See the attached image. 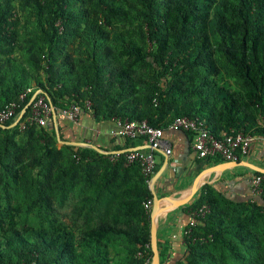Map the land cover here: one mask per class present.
Returning a JSON list of instances; mask_svg holds the SVG:
<instances>
[{"label": "trees", "instance_id": "trees-1", "mask_svg": "<svg viewBox=\"0 0 264 264\" xmlns=\"http://www.w3.org/2000/svg\"><path fill=\"white\" fill-rule=\"evenodd\" d=\"M29 88L19 113L41 89L98 122L264 136V0H0V110ZM19 113L0 126V264H151L140 165L59 146V115L11 128ZM205 205L178 261L158 241L160 264H264V191L206 185L191 210Z\"/></svg>", "mask_w": 264, "mask_h": 264}, {"label": "crops", "instance_id": "crops-1", "mask_svg": "<svg viewBox=\"0 0 264 264\" xmlns=\"http://www.w3.org/2000/svg\"><path fill=\"white\" fill-rule=\"evenodd\" d=\"M61 118L60 123L55 124L56 132L60 130L59 135L61 133L64 141L73 146L91 148L103 155L149 149L145 141L113 136L112 132L118 128L117 120L98 122L92 114L85 112H81L77 122ZM165 139L173 148V155L167 161L164 152L156 154L155 176L160 175L154 189L160 206L165 208L157 220V234L158 241L169 249L170 263H174L184 254L185 227L190 220L191 206L198 200L201 189L210 185L233 201L249 200L251 180L258 172L255 168L264 170V147L255 142L249 156L233 168L235 163L221 158L199 159L194 150L195 134L166 130ZM194 188L195 194L191 195ZM187 198V202L178 206Z\"/></svg>", "mask_w": 264, "mask_h": 264}, {"label": "built area", "instance_id": "built-area-1", "mask_svg": "<svg viewBox=\"0 0 264 264\" xmlns=\"http://www.w3.org/2000/svg\"><path fill=\"white\" fill-rule=\"evenodd\" d=\"M33 92V88L27 89L20 96V103L14 102L4 109L0 110V124H5L16 117L21 109V102H24L29 94ZM90 108V103H87ZM30 108V112L24 114L18 124L20 130H25L28 126H47L51 118L55 119L54 110L57 116L77 122L81 115V109L78 106H72L67 110L55 108L47 101L45 94L41 89H38L34 95L33 101L24 110ZM19 113V116L23 111ZM26 116V117H25ZM118 128L112 132L115 137H124L128 139H143L148 146V150L136 149L123 153L112 154V161H116L120 156H124L126 166L131 164H139L142 174L145 177L148 185L151 187L153 178L156 174L157 160L156 153L164 152L168 157L173 155V148L165 139V129L154 128L147 121H130L117 120ZM167 130L173 132H191L197 136V141L194 144V150L197 152L199 159L221 158L229 163H238L243 158L249 156L251 148L255 142H259L264 147V136H253L244 132H232L225 135L223 138H216L198 119L188 117L176 118L168 127ZM264 174L256 175L251 180V198L250 201L255 202L263 193ZM144 208L147 213L153 212L154 199H149L144 202ZM210 212V207L205 205L201 208L190 211V220L186 224L184 235L189 236L198 225L199 219H204Z\"/></svg>", "mask_w": 264, "mask_h": 264}, {"label": "water", "instance_id": "water-1", "mask_svg": "<svg viewBox=\"0 0 264 264\" xmlns=\"http://www.w3.org/2000/svg\"><path fill=\"white\" fill-rule=\"evenodd\" d=\"M33 99H34V97H33ZM33 99L31 100V102L33 101ZM26 111L27 110L23 111V113L18 117L16 122L11 126V128H14V127L18 126V124L20 123V121L23 118L24 114L26 113ZM54 116H55V119H57V112L55 110H54ZM0 126L3 127V125H1V124H0ZM55 128H57V127L55 126ZM57 136H58V140H59V142L61 144H63V145L64 144L71 145V143L61 141L58 129H57ZM125 152H127V151H125ZM166 158H167V161H168L169 157L166 156ZM237 166H239V163H235V164L232 165L233 168L237 167ZM255 170H257L259 173L264 174V170H261V169H258V168H255ZM159 175L155 176V178L153 180V183L151 185V192H152V194L154 196V208H153V212H152V215H151V217H152L151 246H152V251H153V259H152V263L151 264H160V251H159V246H158V234H157V220H158L160 214L165 210V208H162L160 206V200H159L158 196L156 195L155 189H154L155 182L157 181V178H159ZM195 191H196V188H194L192 190L191 195H194ZM187 200H189V199L187 198V199L184 200V202L183 201L180 202V204L178 206H181L183 203L187 202Z\"/></svg>", "mask_w": 264, "mask_h": 264}]
</instances>
